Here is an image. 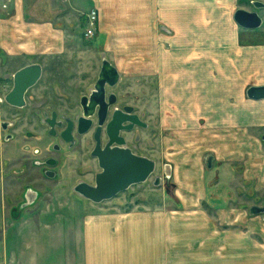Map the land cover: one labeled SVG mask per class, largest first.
Masks as SVG:
<instances>
[{
    "label": "crops",
    "instance_id": "0c3cea01",
    "mask_svg": "<svg viewBox=\"0 0 264 264\" xmlns=\"http://www.w3.org/2000/svg\"><path fill=\"white\" fill-rule=\"evenodd\" d=\"M5 1H14V6H0V51L3 52L0 61L1 58L19 61L30 56L43 41H49L50 49L58 50L68 40L80 39L75 31L70 32L60 25L65 8L84 14L80 19L83 23H87L92 9H98L96 44L122 49L130 46L140 56L136 60L156 61L168 83L172 87L178 85L180 101H184V105L180 102L179 121L192 131L185 130L184 137L188 141L184 140V148L193 146V142L203 144L200 146H205L204 150L214 146L222 151L226 162L232 163L242 156H260L262 146L256 139L251 140L247 132L241 135L240 143L236 142L234 133H227L234 126L264 124V116L256 121L249 117L250 102H256L254 106L259 107L264 100H251L247 96L251 87L249 41L241 40L238 33L237 40L232 39L230 44L227 41L223 44L226 47L220 49L218 36L212 31L210 37H203V11L205 8L208 11L218 0H55L50 2L49 20L41 23L34 20V10H28V0H0V3ZM220 1H228L230 5L234 2ZM86 2L91 5L89 11L81 8ZM46 3L41 0L38 5L47 9ZM75 19L77 22L78 18ZM67 22L69 26L73 24L72 19ZM235 42L239 44L237 54ZM169 44L174 46L173 50L166 49ZM203 45L213 47L203 48ZM193 49L198 52L193 53ZM189 94L195 95L190 99L193 100L191 106L187 105L186 97L183 100V95ZM198 94L206 97L196 96ZM220 94L226 95L224 108L219 106L220 98L223 99ZM236 99L247 100V103L241 101V106L236 105ZM196 101L201 102V107ZM240 110L243 113H239ZM201 123L228 130L216 139L208 133L200 141L201 133L196 127ZM194 152L196 154L197 149ZM200 163L198 158L185 155L177 166L164 164L165 172L177 178L178 185L176 196L163 200L162 205L88 218L83 230L72 229L67 235L50 228L36 231L32 226L42 220L35 214L20 216L18 213L14 217L20 225L17 235L13 236L18 238V244H10L11 230L5 227L0 264H264V245L252 242L250 230L216 228L219 219L229 227L233 223L232 213L224 212L222 217L219 209L211 207L218 201L210 196L217 184L202 182L204 172L199 168ZM172 201L177 209H170L167 203ZM204 205L210 206L209 210ZM35 209L34 206L30 210ZM62 243L65 245H60Z\"/></svg>",
    "mask_w": 264,
    "mask_h": 264
},
{
    "label": "rangeland",
    "instance_id": "374dc122",
    "mask_svg": "<svg viewBox=\"0 0 264 264\" xmlns=\"http://www.w3.org/2000/svg\"><path fill=\"white\" fill-rule=\"evenodd\" d=\"M40 1L28 0V10H34L33 12L35 13L32 16H35L34 20L39 23L49 20L47 17L50 15V2L52 3L55 0H44L47 1V9L43 5H38ZM232 1L234 2L230 5L228 1L223 3V1L218 0L211 4L213 6L208 8V11L205 8L202 14L203 37H210L211 34L209 33L212 31L216 35H214L215 37L218 36V45L221 49L226 47L223 44L227 43V41L230 44L232 39L234 41L237 40L238 33H240V39L249 41L251 45L249 47L251 58L249 70L251 73L250 86L264 84V26L257 29L256 32L238 27L233 23L234 11L237 7L250 9L251 4L250 0ZM260 1L264 2V0ZM35 3H37V7L35 5V8H33ZM6 5L14 6V1L0 3V6H4V8ZM90 6V3L86 2L81 8L83 11H89ZM262 14L264 15V11H262ZM83 16L85 15L82 13L65 8L64 14L61 16L60 25L70 32L75 31L80 35V39L75 41L68 40L65 46H60L58 50L50 49L49 41L47 43L43 41L41 45L36 47L37 49L34 53L32 52V56L27 55L19 61L15 59L8 61L6 58H1L0 78L4 80L7 73H14L21 66L33 63L41 64L43 66V76L39 84L31 91L29 101L45 103L42 106V111L56 109L64 116L77 118L80 114L78 104L81 96L93 89L102 61L107 59L120 72V83L115 92L120 97L121 103L123 105H133L136 112L148 125V129L137 128V151L139 154L156 160V171L148 182L135 185L115 199L99 204L82 199L72 190L78 178L75 173L71 174L70 169L73 171L77 170L79 165L77 158L74 160L62 159L64 164L60 170L59 180L47 179L42 175H38L34 169L33 171L30 170L31 173L22 176L19 182H11L8 178L5 189H2L4 185L0 183V247L3 245L2 235L5 227L11 230L10 244L17 246L18 238L13 236L17 235L20 225L14 217L18 216V213H20V216L26 213L38 216L37 219L42 221H39L38 224L34 223L32 226V229L36 231H45L50 228L57 230L60 234L64 233V235H67L72 229L76 231L83 230L84 222L88 218L143 209V206L156 208L160 204L162 205L163 200H167L169 197L174 198L177 193L178 179L172 175L170 178L167 177L168 175L164 171V164L169 163L177 166L179 159L185 155L198 158L201 161L199 168L204 172L202 182L210 183L214 181L213 183L217 184L216 189H211L212 193L210 192V196L217 198L218 201L215 206L211 205V207L219 209V214L222 217H224V212L230 211L232 213L231 222L233 223L229 224V227L219 219L216 223V228L221 231L226 228L241 231L250 230L252 234L250 233L249 235L253 236L252 242L264 245V209L256 214L251 211L254 206L264 208V189H261V181L258 178L259 174L262 171L264 172L263 166L259 163L262 152L259 157L258 155H253L249 158L247 155L244 157L241 155L242 157L239 161L232 163L226 162V157L220 153L222 151H218L214 146L211 149L204 150L205 146H200L203 144L193 142V146L184 148L185 130L187 128V133H192V131L188 129L190 127H183L179 121L180 97L182 98V95L178 92V85H176L177 87H174L175 85L172 87L171 83H168L167 76H164L161 69L156 65V61L136 60L140 56L136 51H133L132 47H123L122 49L117 46L98 45L96 44L97 36L86 38L85 33L89 23L88 21L87 23L86 21L84 23L80 21ZM75 18H78L77 22ZM68 19L73 20L71 26L67 22ZM164 29L167 30V27H164ZM160 30L164 31L162 27H160ZM20 34L22 35L21 31ZM171 35L173 40L175 34ZM238 45L236 43L234 48L236 54L240 51ZM205 46L203 45V48L213 47ZM231 47L233 46L231 45ZM166 49L173 50L174 46L169 44ZM192 51L193 53L198 52L197 49ZM223 52L220 51L219 53ZM0 53L3 52L0 51ZM8 84L4 88L2 87L4 94L9 90L12 84L11 81ZM193 96L195 95H183V100L184 97L187 98L188 106L193 105V100L192 102L190 100ZM196 96L206 97L205 94ZM220 96H223V99L220 98L219 103L221 104L219 106L224 108L226 95L220 94ZM241 96L243 97V95ZM234 101L239 106H241V101L247 103V100L245 101L244 99H236ZM181 103L184 105V101ZM250 103L249 117L252 118L251 121H256L255 119L259 117L262 118L264 116V104L262 103V106L258 107L254 106L256 102L252 101ZM196 104L201 107L200 101H196ZM239 113H243V111L240 110ZM196 128V131H199V134L201 133L200 141L208 133L211 134L210 137L216 139L215 137L226 134L228 130L226 127L210 126L206 125V123H201ZM230 130H234L233 133L238 137L240 136L238 134H243L245 131L249 134L251 140L256 139L261 146H264L260 137L264 134V126L260 124L249 127L234 126L230 127ZM185 141H188V138ZM41 143L26 141L22 137L17 138L0 149V156L4 154L7 159L15 160V158L23 154L32 153L36 146L39 148L45 146L43 141ZM182 148L186 150V153H184ZM196 149L197 152L194 154ZM191 151H193L192 154L188 155ZM209 157H214L213 169L211 170L208 169L207 165ZM87 168L92 169L93 173L97 169L93 160L90 161V166ZM157 178L158 180L160 179L161 183H156ZM85 179L92 180V175H88ZM26 184L39 188L40 191H37L38 201L30 206L19 208L17 207L18 201ZM169 193L171 196H169ZM173 201L167 203L171 210L178 208ZM34 206L36 209L30 210ZM25 208L28 209L27 212ZM204 208L209 210L210 206L204 205ZM260 232L263 234L262 236H260ZM53 240L56 239L54 238ZM60 245H65V243Z\"/></svg>",
    "mask_w": 264,
    "mask_h": 264
},
{
    "label": "flooded vegetation",
    "instance_id": "af4514ba",
    "mask_svg": "<svg viewBox=\"0 0 264 264\" xmlns=\"http://www.w3.org/2000/svg\"><path fill=\"white\" fill-rule=\"evenodd\" d=\"M249 2L251 4L250 9L246 7L236 8L233 13V23L244 30L256 32L257 29L244 28L235 20L236 12L242 9L248 12L258 13V15L262 19L261 27L264 26V15L262 14V11H264V2L260 0H250ZM104 60L102 61L101 69L94 83L93 89L89 90L86 94L81 96L79 100L78 108H80V114L77 118L64 116L56 109H52L50 111H42V106H44L45 103L43 104L35 101H29L31 91L39 84L42 77L33 87L29 88L25 93V103L23 106L12 105L6 100L7 95L10 94L14 89L15 74L26 66L39 63L28 64L18 68L14 73H7L4 80L0 78V149H2L5 145L15 141L17 138L21 137L26 141H35L40 143L43 141L45 144V146H42L41 148L36 146L32 153L23 154L20 157L15 158V160H9L4 156V154H1L0 183H3L4 185V188H2L1 185L2 189H5V184L7 185L8 178L11 180V182H19L22 176L31 173L30 170L33 171V169L36 170L38 175H42L47 179L59 180L61 173L60 170L64 164L62 162V159L66 158V160H74L77 158V162L79 163L77 170L73 171L70 169L71 174L75 173L78 178L72 190L82 199L93 202L81 196L76 191V188L81 183H87L91 186L96 185V177L103 171L100 165L99 157L95 155L96 151L104 150L108 145H110L111 148H115L118 146L116 140L114 142H111V137L109 135V128L112 121L114 120V116L117 114L118 117H120L121 113L126 112V107L133 108L130 113L126 112L128 116H139L133 105H123L121 103L120 97L115 92V89L119 86L120 83V76L117 83L111 85L109 83V80L107 79L108 76L106 74V76L104 77L106 79L104 88H102V90L100 91L96 89L98 82L101 80L100 77L104 66ZM112 65L116 68L114 64ZM10 81L12 84L10 85L9 90L4 94L2 92L3 88ZM258 86H264V84H259ZM84 98H87V116H85L86 110L83 106ZM84 117L88 121V124L81 125V119ZM140 119L146 124L145 126H133L132 123L126 122L124 123V126L131 127L129 130L122 129L120 133H116V129L114 128L113 132L116 133L115 139L125 140V144L121 147L130 149L132 151V154L134 153L136 155L146 156L143 154H139L137 151V128L148 129L147 123L142 119V117H140ZM262 126H264V124H262ZM233 132L234 130L228 131L229 134H232ZM238 135H240L239 137L241 138L242 134ZM239 137L237 135L234 136L235 140H238V143H240L239 140H241L239 139ZM260 137L264 145V134ZM263 147L264 146H262V155L259 158V163L263 166L264 169ZM91 160L94 161V166L97 168L95 170V173L92 172V169L90 170L87 168L90 166ZM4 170H7L5 171L6 173L4 172ZM88 175H92V180L85 179ZM258 178L261 181V189H264L263 171L259 174ZM148 180L146 181L148 182ZM156 183H161L160 179L157 180ZM133 186H131L130 188H132ZM38 190L39 188L30 184H26L23 187V191L20 195L17 207H27L38 201ZM120 194H118L116 197H118ZM259 208L264 209L262 207Z\"/></svg>",
    "mask_w": 264,
    "mask_h": 264
},
{
    "label": "water",
    "instance_id": "95a60500",
    "mask_svg": "<svg viewBox=\"0 0 264 264\" xmlns=\"http://www.w3.org/2000/svg\"><path fill=\"white\" fill-rule=\"evenodd\" d=\"M235 20L239 25L247 29H258L262 25V19L258 13L248 12L242 9L236 12ZM42 73L43 68L40 64L29 65L19 70L15 74L14 89L7 95L6 100L12 105L23 106L25 103V93L40 80ZM106 74L111 85L116 84L120 76L118 70L108 60H104V66L100 77L101 80L96 86L98 91L104 88L106 83L104 77ZM247 96L248 99L251 100H264V86L250 87L247 90ZM83 106L86 110L85 116H87V98L83 99ZM132 110V107L125 108L127 113H130ZM126 112L121 113L120 117L116 114L109 128L111 142L116 140L118 146L111 148V146L108 145L106 149L98 150L95 153V155L99 157L100 165L103 169L96 177V185L91 186L87 183H81L76 188V191L81 196L94 203L99 204L104 201L112 200L118 194L127 191L131 186L145 183L156 171V160L146 156L132 154L130 149L121 147L125 144V140L115 139L116 133H120L122 129L129 130L131 128L124 126L126 122L132 123L133 126L146 125L138 115L128 116ZM80 124H88L85 117L81 119ZM114 128L116 129V133L113 132ZM213 161L214 157H209L207 160L209 169H212ZM166 167H169V164H167ZM167 175L168 178L171 177V174L167 173ZM251 211L256 214L263 210L259 207H254Z\"/></svg>",
    "mask_w": 264,
    "mask_h": 264
},
{
    "label": "built area",
    "instance_id": "2783aa9c",
    "mask_svg": "<svg viewBox=\"0 0 264 264\" xmlns=\"http://www.w3.org/2000/svg\"><path fill=\"white\" fill-rule=\"evenodd\" d=\"M89 26L86 30L85 36L87 38L93 37L96 32V27L99 22V11L98 9H92L87 15Z\"/></svg>",
    "mask_w": 264,
    "mask_h": 264
}]
</instances>
